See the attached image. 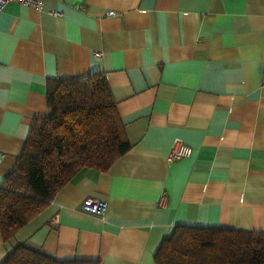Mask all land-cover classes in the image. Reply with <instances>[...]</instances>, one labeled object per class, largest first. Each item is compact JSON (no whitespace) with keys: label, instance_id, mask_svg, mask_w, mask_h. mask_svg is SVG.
Returning a JSON list of instances; mask_svg holds the SVG:
<instances>
[{"label":"crops","instance_id":"crops-1","mask_svg":"<svg viewBox=\"0 0 264 264\" xmlns=\"http://www.w3.org/2000/svg\"><path fill=\"white\" fill-rule=\"evenodd\" d=\"M88 74L105 78L131 147L105 170H78L0 236V262L24 244L57 259L155 264L176 225L264 230V0L8 3L0 184L47 113L48 81ZM176 140L192 153L168 161ZM87 197L106 202L103 218L82 207Z\"/></svg>","mask_w":264,"mask_h":264},{"label":"trees","instance_id":"trees-1","mask_svg":"<svg viewBox=\"0 0 264 264\" xmlns=\"http://www.w3.org/2000/svg\"><path fill=\"white\" fill-rule=\"evenodd\" d=\"M47 113L35 119L13 171L0 184V236L8 239L78 170H105L131 147L100 74L49 80ZM155 264H264V230L176 225ZM0 264H98L57 259L19 244Z\"/></svg>","mask_w":264,"mask_h":264},{"label":"built area","instance_id":"built-area-1","mask_svg":"<svg viewBox=\"0 0 264 264\" xmlns=\"http://www.w3.org/2000/svg\"><path fill=\"white\" fill-rule=\"evenodd\" d=\"M16 2L18 4L32 6L34 8H41L43 0H0V10L3 9L8 3ZM108 15L115 14L114 10L107 12ZM97 52L95 55H99ZM192 153V147L181 140L173 142L167 154L168 161H174L180 158L189 157ZM82 207L98 218H103L106 211V202L104 200L87 197L84 199Z\"/></svg>","mask_w":264,"mask_h":264}]
</instances>
